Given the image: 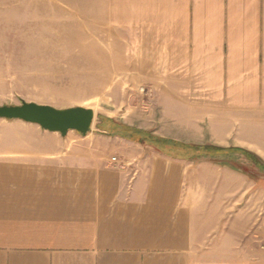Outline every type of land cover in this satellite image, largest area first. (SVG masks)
<instances>
[{
  "label": "crops",
  "instance_id": "obj_1",
  "mask_svg": "<svg viewBox=\"0 0 264 264\" xmlns=\"http://www.w3.org/2000/svg\"><path fill=\"white\" fill-rule=\"evenodd\" d=\"M5 13L36 44L70 28L101 46L80 76H122L127 107L64 67L28 102H97L86 135L0 119V264H264V176L224 153L264 164V0H0Z\"/></svg>",
  "mask_w": 264,
  "mask_h": 264
},
{
  "label": "rangeland",
  "instance_id": "obj_2",
  "mask_svg": "<svg viewBox=\"0 0 264 264\" xmlns=\"http://www.w3.org/2000/svg\"><path fill=\"white\" fill-rule=\"evenodd\" d=\"M37 17L38 14H27V18L30 20H36ZM21 21L20 14H0V106H16L21 102L31 103L28 102L29 94L43 90L44 87L41 83L49 79L43 75L65 67L72 74L70 80L73 83L80 79L86 84L89 83V85L98 88L105 84L102 83L105 80L109 81L111 85L107 87V92L104 95L108 96L110 90L111 92L113 89L116 90L117 103L121 108L124 105L122 110L127 107V83L122 76L112 78L80 76V73L92 75L95 69L101 67L99 61L95 60V57L101 58V46L85 43V38H82L83 34L70 28L63 30V34L67 37L65 44L59 42L49 43V45L36 44L34 43L36 42L35 36L42 35V33L26 27ZM64 58L65 60H63ZM112 65L114 64L110 66ZM34 75L37 76L34 77ZM74 87L75 91L79 90L77 89L79 84ZM92 105L96 123L99 119L101 120L99 114L106 110H100L97 102L85 104V106ZM103 126L109 130L116 128L109 123ZM212 151L216 156L224 152L223 150ZM190 152L184 148L167 147L164 153L183 158ZM224 153L241 155L245 161L258 170L259 174L264 176L262 164L256 163L241 152L231 150Z\"/></svg>",
  "mask_w": 264,
  "mask_h": 264
},
{
  "label": "water",
  "instance_id": "obj_3",
  "mask_svg": "<svg viewBox=\"0 0 264 264\" xmlns=\"http://www.w3.org/2000/svg\"><path fill=\"white\" fill-rule=\"evenodd\" d=\"M94 118L93 110L84 107L55 109L27 102L16 106H0V119L34 124L44 131L61 136H65L69 131L86 135Z\"/></svg>",
  "mask_w": 264,
  "mask_h": 264
},
{
  "label": "trees",
  "instance_id": "obj_4",
  "mask_svg": "<svg viewBox=\"0 0 264 264\" xmlns=\"http://www.w3.org/2000/svg\"><path fill=\"white\" fill-rule=\"evenodd\" d=\"M212 150H219V149H212ZM232 151H236V150H232ZM242 154H244L245 156H247L248 158H250L251 160L255 161L256 163H260L264 166V164L261 162V160H259V158H257L255 155L249 153V152H245V151H240Z\"/></svg>",
  "mask_w": 264,
  "mask_h": 264
},
{
  "label": "built area",
  "instance_id": "obj_5",
  "mask_svg": "<svg viewBox=\"0 0 264 264\" xmlns=\"http://www.w3.org/2000/svg\"><path fill=\"white\" fill-rule=\"evenodd\" d=\"M112 160L114 161L115 159L113 158Z\"/></svg>",
  "mask_w": 264,
  "mask_h": 264
}]
</instances>
